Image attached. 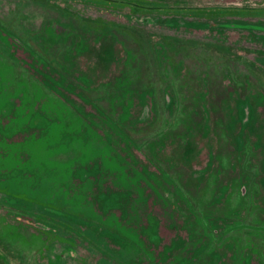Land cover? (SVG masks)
<instances>
[{
  "label": "rangeland",
  "instance_id": "obj_1",
  "mask_svg": "<svg viewBox=\"0 0 264 264\" xmlns=\"http://www.w3.org/2000/svg\"><path fill=\"white\" fill-rule=\"evenodd\" d=\"M260 30L264 0H0V264H264L223 202L263 157Z\"/></svg>",
  "mask_w": 264,
  "mask_h": 264
},
{
  "label": "flooded vegetation",
  "instance_id": "obj_2",
  "mask_svg": "<svg viewBox=\"0 0 264 264\" xmlns=\"http://www.w3.org/2000/svg\"><path fill=\"white\" fill-rule=\"evenodd\" d=\"M181 8L184 9V7H181ZM183 24H184L183 26L186 28V25H185L186 23H183ZM231 24L232 23H229V25H231ZM169 25H171V24H169ZM172 26L175 27L176 29H177V27H179L178 24H176V23H175V26L174 25H172ZM228 26L227 25H225L224 27H221V26L218 27L217 26V28L215 29V33L221 35V32L224 31ZM197 27H198V25H196V28H194V29H197ZM203 27H204L203 29H205V28H208L211 30L214 29L208 23L206 25H204ZM228 28H230V27H228ZM248 30L250 32L251 28H249ZM263 34H264V31L260 30L254 36H256L257 39H260V41H262L260 36H262ZM62 40L64 41L65 39H62ZM263 43H264V40H263L262 44ZM246 115L247 116H246L245 123H244L245 126H247L248 123H250V111L248 112V108H247V114ZM248 116H249V118H247ZM238 119L239 118H237V122H238ZM238 123H240V121ZM258 141L259 140H257V142H255V144H257ZM252 145H253V143H252ZM236 146H237V142H236ZM237 149L239 150L240 146ZM260 153L263 154V157H261V159L259 160L261 166H257L258 168L256 167L257 169H259V171H258V176H256L255 179L256 178H258V179L256 180V182L254 181V186L252 187V192H251V175H250V173L246 172L245 175H243L242 195L244 194V191L246 189V200L241 201L240 203H242V204H237L239 201H223V202L225 203V205L227 207H229V208L232 207L233 212L240 211V213L238 212L239 214H232L231 215L232 219L233 218L235 219L237 216L240 218H244L243 214L246 213V219L244 218V221L242 219H240V220H242V223H238V224L234 225L235 228H238V229L244 228V229H248V230H252V231H260L264 235V221L260 222V220H258V218L256 217L257 212H259V213L264 212V149L261 150ZM214 202L218 203L220 201H214ZM215 220H216V218H213V219H211V221H212L211 222L210 220L207 219V222L205 223V228L216 232V229H215L216 224L213 222Z\"/></svg>",
  "mask_w": 264,
  "mask_h": 264
},
{
  "label": "trees",
  "instance_id": "obj_3",
  "mask_svg": "<svg viewBox=\"0 0 264 264\" xmlns=\"http://www.w3.org/2000/svg\"><path fill=\"white\" fill-rule=\"evenodd\" d=\"M111 51V50H110ZM111 53V56H113V53H115V51H114V49H113V51H111L110 52ZM41 75V74H40ZM43 77V80H44V82L45 83H49V84H51V82L52 81H54V79H51V78H49L48 76H46V75H42ZM55 82V81H54ZM56 83V82H55Z\"/></svg>",
  "mask_w": 264,
  "mask_h": 264
}]
</instances>
